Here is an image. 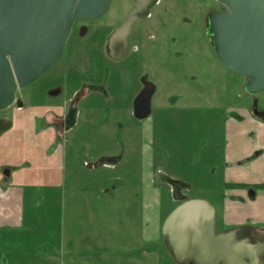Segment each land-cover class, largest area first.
I'll return each mask as SVG.
<instances>
[{
	"label": "crops",
	"instance_id": "crops-1",
	"mask_svg": "<svg viewBox=\"0 0 264 264\" xmlns=\"http://www.w3.org/2000/svg\"><path fill=\"white\" fill-rule=\"evenodd\" d=\"M143 48L148 51L147 46ZM122 63L124 62L116 64L119 66L116 68V78L110 84L111 92L115 90L112 88L115 81L122 86L121 81L125 79L124 72L119 71ZM135 67L139 72L136 78L131 79L138 86L132 98L139 89V78L143 74L142 64H136ZM242 79L244 80L240 83L243 90L246 80ZM98 82L89 81L99 84ZM157 86L158 84L156 88ZM57 87L59 92L56 95H48V92ZM79 88L80 86L75 87L66 96L61 86L46 88L42 94L33 97L22 94L20 99L24 104L23 109H16L12 116L8 115L11 126L0 135V264L83 262L85 260L82 255L66 247L65 218L68 217L72 222L73 213L88 211L89 197L92 195L94 204L99 207L96 209L98 216L101 211H114V206L119 205V201L110 200L117 186L106 190L97 180L101 167L116 166L120 158L110 156L108 158H114L110 162L102 163L98 160L92 164L84 162L85 165L77 158L70 157L71 132L78 123V112L76 123L69 131L65 130L66 115ZM159 90L156 89V93ZM93 94L97 93H82L79 103L74 107L84 111L92 108L99 100V96L95 99ZM163 97L164 95L158 98L155 106L152 105V113L155 115L146 119L142 127L145 150L141 160L140 192L137 199L129 204H135L134 211L140 209L136 215L142 219L143 243L157 240L160 219L158 211H161L160 188L164 185L163 182H158L157 173L181 184L180 190L190 188V178L187 176L179 179L175 174L163 173L157 169V163L163 161V154L156 157L155 148L165 149L164 144L170 138V130H176L179 134L180 159L189 162L188 156L192 154V150V156L198 158L196 187L210 194L209 189L218 186L213 182L209 184L210 172L213 171L214 176L219 173L217 176L221 180L219 186L223 189L222 194L232 196V200L220 202V214L224 223L245 224L264 230L263 116L255 114L248 98L241 101V104H230L222 110L213 98L209 105L201 106L203 109L196 107L195 90L185 95L176 94L171 103L166 101L169 96ZM248 97L256 100V96ZM258 111L264 114V108H258ZM229 113L237 115L240 120L229 118ZM190 141L196 142L194 146ZM23 148L26 150L23 151ZM90 177L97 181L96 184L89 185L86 180ZM224 184H245L248 187L225 190ZM168 188L172 192L171 186ZM84 195L87 199H82ZM210 198L212 197L209 195L205 199ZM85 200L88 203L84 204ZM136 202H139V207ZM74 223L76 226L83 224L78 220ZM67 235L71 243L72 234ZM83 237H87V234ZM77 241L80 243L82 239Z\"/></svg>",
	"mask_w": 264,
	"mask_h": 264
},
{
	"label": "rangeland",
	"instance_id": "rangeland-1",
	"mask_svg": "<svg viewBox=\"0 0 264 264\" xmlns=\"http://www.w3.org/2000/svg\"><path fill=\"white\" fill-rule=\"evenodd\" d=\"M210 7L217 8L218 3L197 0H162L152 12L167 10L166 25L159 23L156 31L154 28V33L148 29L150 34H155L154 37H157L150 41L144 38L143 42L147 43L148 51L141 48L139 53H132L120 65L122 69L119 71L126 74V78L122 80L125 83L121 81L122 86H120L115 81L112 86L115 90L111 92L110 84L113 78H116V68L119 65L112 63L106 57L105 49H101L100 46V42L101 44L104 42L101 37L107 29L111 28L109 30L111 31L124 21L129 11L133 9V0H110L106 14L92 23L89 33L84 36H69L60 58L53 67L26 88L18 91V97L22 94L25 97H33L42 94L46 88L61 86L66 96L68 92H72L81 84L84 87L91 86L89 81L105 82V84L100 82L102 88L96 95L93 94L95 99L99 96L98 103L96 105L94 103L92 108L89 107L85 111L79 108L78 123L71 132L72 135L70 134L72 147L69 152L70 157L77 158L82 164L84 162L92 164L93 161L110 156L120 158L116 166L101 167L98 170L97 180L101 186L106 187V190L114 185L117 186L113 194L115 197L111 195L110 200L119 201V205L114 206V211L109 209L101 211L98 216V210H96L98 206L94 204V195H92L89 197L88 211L73 213L72 222L68 217L65 218L66 247L72 248L73 252L82 255L85 260L77 261L75 264H176L161 235V226L167 215L177 205L188 199L206 200L205 198L209 195L216 200L222 199L223 189L219 186L221 180L218 179V172L216 176L213 175V171L210 172L209 184L213 182L218 185L209 189L210 194L196 187L198 158L192 156V150V154L188 156L189 162L180 159L178 154L180 143L177 137L179 134L176 130H170V138L164 144L165 149L155 148L156 157L163 154V161L157 163V169L163 173L175 174L179 179H184L182 177L184 175L187 176L190 178L188 182L190 188H183L182 194L177 195L175 191L172 194L167 185L170 178H163L161 173H157L158 182L161 181L164 184L160 188L158 241L143 243L142 219L141 216L136 215L140 209L134 211L135 204L129 205L140 192L141 160L145 150L141 136L145 120L138 121L132 112L135 96L132 97L138 85L132 81L131 77L136 78L139 72V69L135 67L136 64H142L143 77L147 76V79L155 86L158 84L156 89L160 90L152 98L153 106L162 95H164L163 98L169 96L170 98L166 101L171 103L176 98V94L185 95L194 90L196 91V107L200 106L201 109L209 105L212 98L216 104L219 103L218 107L222 110L230 104H241V101L244 102L247 98L249 104L253 101L241 88L240 82L244 79L231 75L232 73L219 63L206 33L207 25L203 23L201 17V14ZM157 16L159 17V14ZM152 21L153 19L145 20L139 22L137 26L148 28ZM150 29L153 30V28ZM255 99L258 108H264V92L259 93ZM14 110L16 109L12 107L0 112V115L12 116ZM154 115L152 113L151 118ZM190 143L193 145L196 142L190 141ZM25 150L26 148H23V151ZM86 181L89 185L97 182L92 177ZM86 197L84 195L82 199H87ZM86 203H88L87 200L84 201V204ZM136 203L137 206L139 202ZM76 220L82 221L83 224L76 226L77 224L74 223ZM217 228H222L220 223ZM69 233L72 234L71 243L68 240ZM85 234L87 237H83ZM80 238L82 242L78 243L77 240ZM144 253H148L147 256H144Z\"/></svg>",
	"mask_w": 264,
	"mask_h": 264
},
{
	"label": "water",
	"instance_id": "water-1",
	"mask_svg": "<svg viewBox=\"0 0 264 264\" xmlns=\"http://www.w3.org/2000/svg\"><path fill=\"white\" fill-rule=\"evenodd\" d=\"M156 1L135 0V10L110 36L111 59L127 57L133 23L147 17ZM207 1L224 6L209 15L206 29L219 62L246 79V93L264 92V0ZM109 6L110 0H0V112L58 61L75 21L98 20ZM154 91L153 83L143 81L133 101L135 119L150 116ZM9 127L10 120L0 119V134ZM161 235L176 264H264V245L238 238L236 230L215 233V209L206 200L177 205L163 221Z\"/></svg>",
	"mask_w": 264,
	"mask_h": 264
},
{
	"label": "flooded vegetation",
	"instance_id": "flooded-vegetation-1",
	"mask_svg": "<svg viewBox=\"0 0 264 264\" xmlns=\"http://www.w3.org/2000/svg\"><path fill=\"white\" fill-rule=\"evenodd\" d=\"M161 1L162 0H157L156 1V3L150 9L147 17H145L144 19L138 20V21L133 23V25L131 27V30H130V33H129V36H128L129 53H128V55H127V57L125 59L120 60V61H116V60H113V59H111L109 57V39H110V36L112 35V33L116 29H118L125 22L127 16L130 14V12L135 10V8H136L135 0H133V9L129 11V13L126 16V18L124 19V21L121 24H119L118 26H116L115 28H112L111 31H109L111 28L107 29L106 33L101 37V40H104V42H103V44H101V42H100V46H101V49H105L106 57L108 59H110V61H112V63L118 64L120 62H125L126 59H128V57L130 55H132V53L136 54L139 50H141V48L143 46L145 47L147 43L143 42L144 38L146 39V41H150V40L155 39L157 37V36L154 37L155 34H150L149 31L151 33H154V28H155V31H156V27L159 26L158 25L159 23H162V25H166V23H165V18H166L165 15H166V11L167 10L158 11V12L155 11L154 13L152 12L153 9H155L161 3ZM197 1H207V0H197ZM211 2H215V1H211ZM216 3H218V2H216ZM168 8H169V6H168ZM223 10H224V6L222 4H220V3H218V7L217 8L210 7V8H207L205 13L201 14V12H200V14L202 15L201 17H202L203 23L208 25V17H209V15L212 14V13L221 12ZM193 11L196 12L195 10H193ZM156 14L157 15L159 14V17ZM151 19H153V21H152L153 23L151 25H149L148 28L137 26V24L139 22H143L145 20H151ZM95 21H97V20H95ZM95 21H91V22H83V21H78V20L75 21L73 23V25H72V28H71L69 36L72 35V37H74V36H78V35L79 36L86 35L90 31V27H91L92 23L95 22ZM134 28H135V30H134ZM150 28H153V30L150 29ZM148 29H149V31H148ZM205 29H207V26L205 27ZM212 46H213V44H212ZM213 49H214V46H213ZM126 73H127V71H126ZM124 76L126 78V74ZM143 76L144 75L142 74L141 77L139 78V84L140 85H139V89L137 90V92L135 94V98L139 94V92L143 89V81L151 82V81H149L147 79V76H145V77H143ZM100 82H101V84H103V83L105 84L104 81H99L98 82L99 84L91 83L93 86L92 85L91 86L90 85L89 86L86 85L84 87L82 84L80 85V88L76 91L73 99L71 100V105L72 106L71 105L69 106V109H68V112H67V115H66V126H65V130L66 131H69L71 128H73L75 123H76L75 120H76V117H77L78 109L76 107H74V106L79 103L80 98L82 97V93H86V94L98 93L99 92L98 90L100 88H102ZM153 85H154V83H153ZM154 87H155V91H154L153 96L156 93V86L154 85ZM243 90L245 92V89H243ZM58 92H59V90H58V87H57V88H54L53 90H51L50 92H48V95L53 96V95H56ZM246 94H248V93H246ZM257 95H250V96H257ZM153 96H152V98H153ZM152 98H151V114H152ZM23 106H24V104L22 103L20 97H18V92H17L16 93V102L11 107H9L8 109H10L12 107H14L15 109H23ZM250 107L255 112V114L260 113L258 111V105H257V102L255 100L251 101ZM132 112H133V103H132ZM151 114H150V116H151ZM8 115H0V119L7 118L8 120H10V126H11V119H10V117ZM258 115L263 116V118H264V114H262V115L258 114ZM150 116L148 118H150ZM228 117L229 118H234V120H237V121L240 120V118L237 115H235V114H230L229 113ZM148 118H146V119H148ZM77 119H78V117H77ZM146 119H144V120H146ZM138 121H142V120H138ZM112 159H114V158H107V161H103V159H100L99 161H101V162H110V161H112ZM169 186H171L170 191H172L171 192L172 194H174V191L177 193V195H179L180 193L182 194V190H180L181 189V187H180L181 184L176 183V181H174V180H170ZM225 190H229V189H225ZM237 190H241V189H237ZM226 200H232V196L228 195L227 193H224V194H222V199H217L216 200V199L210 198V200L209 199L207 200L215 209V233L217 234V233H223V232H229V231H232V230H236V235H237L238 238H240V239H243V238L244 239H248L252 244H256V245L257 244H262V245H264V230L263 229L254 228V227H251V226H248V225H245V224H242V225L241 224L240 225H227V224L224 223L223 219L221 218V214H220V202L223 203ZM219 223L222 226L221 229L217 228V225ZM260 259L264 262V250H262L260 252Z\"/></svg>",
	"mask_w": 264,
	"mask_h": 264
},
{
	"label": "trees",
	"instance_id": "trees-1",
	"mask_svg": "<svg viewBox=\"0 0 264 264\" xmlns=\"http://www.w3.org/2000/svg\"><path fill=\"white\" fill-rule=\"evenodd\" d=\"M103 161H107V158L103 159ZM247 187L248 186L245 184H224L225 189H245ZM254 187H257V186H254Z\"/></svg>",
	"mask_w": 264,
	"mask_h": 264
}]
</instances>
